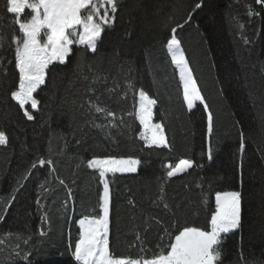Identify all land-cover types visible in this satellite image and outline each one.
Masks as SVG:
<instances>
[{"label": "trees", "instance_id": "trees-1", "mask_svg": "<svg viewBox=\"0 0 264 264\" xmlns=\"http://www.w3.org/2000/svg\"><path fill=\"white\" fill-rule=\"evenodd\" d=\"M249 6L259 15L249 16ZM189 13L192 20L178 30V39L214 116L212 161L207 159V113L199 102L191 111L183 103L166 48L171 28ZM31 14L25 9L21 19ZM15 19L6 11V0H0V131L9 138L0 146V264H25L9 256L16 245L21 257L31 250L30 264H76L78 220L101 213L99 173L87 163L109 156L141 161L135 173L108 176L110 253L116 258L153 259L168 243L163 225L173 217L153 203L163 184L167 202L181 203L173 239L185 224L209 230L216 193L241 191V225L224 236L220 264H264V6L255 0H119L98 51L93 55L73 45L66 64H57L33 94L40 103L29 108L32 121L11 98L19 83L11 41L22 36ZM128 80L157 101L152 122L162 124L170 149H150L139 139V121L127 115L137 107L135 91L124 94ZM92 105L114 111L116 123L123 118L125 124L104 126L110 118ZM241 132L247 138L243 154ZM39 158L53 166L37 163L28 180L20 179ZM180 159H193L199 167L167 178L165 165L174 167ZM149 217L163 223L151 220L145 230Z\"/></svg>", "mask_w": 264, "mask_h": 264}, {"label": "snow or ice", "instance_id": "snow-or-ice-1", "mask_svg": "<svg viewBox=\"0 0 264 264\" xmlns=\"http://www.w3.org/2000/svg\"><path fill=\"white\" fill-rule=\"evenodd\" d=\"M256 5L264 6V0H255ZM119 7V0H6V11L14 14L15 25L18 26L22 36H13L11 43L15 45V68L19 73L18 88L11 92V98L24 110L23 115L28 121L34 119L25 105L30 104L31 109H37L40 101L33 95L42 85L46 83V76L53 71L57 64L65 65L70 55L74 54L73 45L84 46L93 55L98 51L99 45L103 42L102 33L106 26L112 24ZM196 4V8H201ZM25 9L31 10V17L27 20L21 19ZM88 10L86 14L84 10ZM103 13L101 14V10ZM248 15L254 16L259 13L251 6L248 8ZM192 20V14L183 23H176L171 28V37L167 39V52L171 63L179 74V81L183 90V103L191 111L196 103L203 105L207 113V136L209 146L207 159L212 161L213 148L211 144L215 131L214 116L205 98L201 95L197 80L194 77L193 69L186 58L181 41L178 39V30L183 29ZM4 37L0 35V47L3 46ZM247 43V41H246ZM51 66V67H50ZM80 64L78 62L77 67ZM91 68V65H89ZM87 79V77H85ZM97 79L93 75V82ZM114 83H116L114 81ZM111 93L113 89H108ZM135 91L137 96V107L135 112H128V116H135L141 126L139 139L144 141L147 148L170 149V143L166 138L162 124L152 123L153 106L157 101L149 96L143 87L136 90L133 80H128L124 87V94ZM250 98L255 100L252 93ZM98 114H103L107 120L104 125L108 128H117L125 124L120 118L119 125L116 123L117 116L114 111L99 105H92ZM102 127V125H96ZM239 151H246V137L243 132L240 134ZM9 138L4 131H0V146L7 145ZM40 167L53 166L51 160L39 158L38 162L33 161L30 168L20 179L28 180L32 171ZM140 160L133 157L93 158L88 161L90 169L97 170L103 184V195L101 196L100 209L102 215L97 218H83L79 220V238L75 243L73 259L76 264H220L223 259V252L220 250L223 238L241 225L242 192L229 191L217 192L215 196L216 210L210 218L209 230H202L199 227L183 226V230L176 228L178 234L172 238V228L178 225L177 211L181 203L177 202L173 207L166 200V190L161 184L160 195L153 203L156 206L163 205L173 220L163 225V236L169 237L168 243L163 245L159 254L153 259L145 258L143 262L136 258H116L110 253L109 241V212H110V183L109 174L135 173ZM169 170L167 178L177 177L188 173L190 169L199 167L193 159H180L175 166L165 165ZM19 183V180L17 181ZM61 185L65 184L60 180ZM199 186V184L197 185ZM23 187V185H21ZM47 191V189H45ZM18 192V189H13ZM39 206V199L37 200ZM11 205H9L10 207ZM46 218V217H45ZM0 219H3L0 217ZM151 220L157 224L163 222L155 217L145 220V230L151 227ZM45 233L41 231L40 235ZM9 237L12 235L8 234ZM162 236V240H163ZM19 238V235H17ZM137 239H141L137 232ZM31 242V237L25 240V244ZM3 241L0 240V244ZM18 245L13 246L9 256L15 255L22 258L25 264H30L31 250L21 253ZM166 249V252H165Z\"/></svg>", "mask_w": 264, "mask_h": 264}, {"label": "rangeland", "instance_id": "rangeland-1", "mask_svg": "<svg viewBox=\"0 0 264 264\" xmlns=\"http://www.w3.org/2000/svg\"><path fill=\"white\" fill-rule=\"evenodd\" d=\"M177 73H178V71H177ZM178 77H179V74H178ZM183 91V90H182ZM154 107V106H153ZM29 108L31 109V105L30 104H28V105H25V109H27V110H29ZM24 111V110H23ZM153 114V113H152ZM139 121V120H138ZM153 123V122H152ZM154 124V123H153ZM141 127V126H140ZM107 158V157H106ZM102 159V158H101ZM136 159V158H135ZM138 167V166H137ZM102 186H103V184H102ZM226 192H229V191H226ZM221 193H223V192H221ZM103 195V194H102ZM215 205H216V203H215ZM215 210H216V208H215ZM100 215H102V212L100 213ZM85 218V217H84ZM87 218H90V217H87ZM81 219H83V218H81ZM80 219V220H81ZM78 225H79V220H78ZM234 231V230H233Z\"/></svg>", "mask_w": 264, "mask_h": 264}, {"label": "crops", "instance_id": "crops-1", "mask_svg": "<svg viewBox=\"0 0 264 264\" xmlns=\"http://www.w3.org/2000/svg\"><path fill=\"white\" fill-rule=\"evenodd\" d=\"M101 185H102V183H101ZM102 194H103V186H102V192H101V196H102ZM216 196V195H215ZM100 201H101V199H100ZM216 203V202H215ZM141 262H143V261H141Z\"/></svg>", "mask_w": 264, "mask_h": 264}]
</instances>
